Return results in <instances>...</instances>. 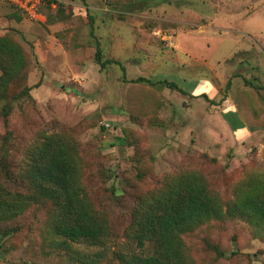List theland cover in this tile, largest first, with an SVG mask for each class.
Instances as JSON below:
<instances>
[{"label": "rangeland", "instance_id": "374dc122", "mask_svg": "<svg viewBox=\"0 0 264 264\" xmlns=\"http://www.w3.org/2000/svg\"><path fill=\"white\" fill-rule=\"evenodd\" d=\"M171 1L45 0L42 20L23 17L5 1L0 6V16L15 21L3 22V29L25 61L8 87L12 109L6 121L0 116V135L10 136L12 157L42 133L71 140L81 186L111 229L105 248L68 242L60 247L48 228L49 206L41 204L15 222L20 232L0 242V264H121L119 257L138 250L126 237L135 197L161 187L164 178L199 173L224 202L246 182H264V92L256 88L264 82V35L243 53L249 62L261 54L262 81L247 85L237 78L228 86L243 56L225 59L236 49L227 30L217 29L231 27L229 37H242L237 17L248 12L264 24V6L252 11L241 7L243 0H191L193 9L179 11ZM206 18L219 31L214 57L203 54L200 40L197 50L188 51L177 37L183 22L200 25ZM192 29L196 38L205 36L202 25ZM97 45L105 59L122 63L126 82L118 66L101 69L95 63ZM137 77L166 79L186 93L130 82ZM208 82L213 95L205 93ZM242 122L247 132L240 133ZM186 247L189 264H264V225L225 217L196 230Z\"/></svg>", "mask_w": 264, "mask_h": 264}, {"label": "trees", "instance_id": "16d2710c", "mask_svg": "<svg viewBox=\"0 0 264 264\" xmlns=\"http://www.w3.org/2000/svg\"><path fill=\"white\" fill-rule=\"evenodd\" d=\"M94 60L101 69L118 66L122 80L127 81L122 63L105 59L98 45ZM24 66L21 48L8 36L0 37V100L5 101L0 105V116L4 121L12 109L6 103L8 87L20 76ZM130 82L163 84L186 93L166 79L151 81L137 77ZM200 96L208 100L206 94ZM230 126L232 130L240 128L232 123ZM12 148L10 136L0 135V242L20 232L16 221L41 209V204H48V228L58 239L56 245L61 247L68 242L105 248L111 229L81 186L76 145L62 135L42 133L20 155L12 157ZM160 184L161 187L135 197L126 237L138 250L119 257L121 264H189L187 238L203 225L225 217L240 216L264 225L262 181L246 182L237 188L234 199L227 202L211 191L206 178L196 172L177 173L164 178Z\"/></svg>", "mask_w": 264, "mask_h": 264}, {"label": "crops", "instance_id": "0c3cea01", "mask_svg": "<svg viewBox=\"0 0 264 264\" xmlns=\"http://www.w3.org/2000/svg\"><path fill=\"white\" fill-rule=\"evenodd\" d=\"M165 1V0H164ZM4 1L0 0V6L2 5ZM171 3H174V5L177 6V10H181V11H189L192 8L191 0H172ZM176 3V4H175ZM189 4V5H187ZM173 5V4H172ZM264 6V0H243L241 1V7H243L245 10L247 9H252V11H254L256 8L257 10L260 11V8ZM19 12V11H18ZM20 13V12H19ZM193 13L192 11L190 12V17L193 15L191 14ZM23 17H25L22 13H20ZM259 14V12H258ZM41 14L39 15L38 18H40ZM43 16V15H42ZM41 16V17H42ZM249 16L248 20L246 19ZM202 17V16H201ZM26 18V17H25ZM204 18V17H202ZM41 19V18H40ZM43 19V18H42ZM41 19V20H42ZM207 19V18H206ZM238 21H241L239 23V32H241L242 37H229L231 35V31L232 28L228 27H219L217 26V29H221V31L227 30V35L228 37L227 40L230 42L231 46L233 49H236L235 51H230L227 54H225V59H230L232 54L233 55H239L241 54L243 56L244 52H248L249 50H253L254 49V43L252 40H254L255 38H259L262 41V37L264 35V24L261 23L262 18L260 16L256 17V16H250V14L247 13H242L241 17L238 16L237 17ZM203 24H194V23H188L183 22L182 25H180L179 30H177V37H180V47L181 48H185L186 50L189 49L193 50L196 49L197 50V45L196 42L197 40H200V42H198L199 46L202 49V51L204 52L203 54L209 56V57H214V55H216V53L219 52V46L216 45L214 42H216V39H213V37H215L216 35H219V31H217V33H214L215 29H213L216 25L213 22V18H209L206 21H204V19H201ZM6 24H12L15 25V21L14 20H10L7 16L3 17L0 16V37H7L6 36V30H4V23ZM202 25V27H204L203 32H204V37H201L202 39H198L195 37L194 35V29H192V27L198 26L200 27ZM251 25L253 27H251ZM202 35V34H200ZM233 35V34H232ZM234 36V35H233ZM195 37V38H193ZM264 40V38H263ZM210 42V43H209ZM209 43V44H208ZM250 43V44H248ZM252 43V44H251ZM194 45V46H193ZM264 51V50H263ZM263 53V52H262ZM261 54L256 53V55L252 56L249 61H245V56H243V58L241 60L238 61L237 65L233 68V74H231L228 77V81L230 80L231 83H233V81L237 80V78L244 80V82L249 83L250 81H255L256 84L257 82H261V67H262V63H261V59L257 58L260 57ZM238 66V67H237ZM227 69V68H226ZM232 71V70H231ZM257 72L259 74H257ZM263 74V73H262ZM263 79H264V74H263ZM207 88L205 93H210L211 95L215 94V87L213 85V83L208 82L206 84ZM256 88H258L259 93L260 92H264V82L263 83H259L257 84ZM194 88L191 89V91H193ZM196 94V93H193ZM192 95V94H191ZM264 95V93H263ZM262 101H264V97L260 98ZM243 123V122H242ZM243 125L245 126V124L243 123ZM243 126V127H244ZM247 128L246 126L240 131L241 132H247ZM234 136V135H233ZM236 136V135H235ZM239 136V135H238Z\"/></svg>", "mask_w": 264, "mask_h": 264}, {"label": "built area", "instance_id": "2783aa9c", "mask_svg": "<svg viewBox=\"0 0 264 264\" xmlns=\"http://www.w3.org/2000/svg\"><path fill=\"white\" fill-rule=\"evenodd\" d=\"M8 5L22 13L26 18L34 20L41 14L44 0H4Z\"/></svg>", "mask_w": 264, "mask_h": 264}]
</instances>
